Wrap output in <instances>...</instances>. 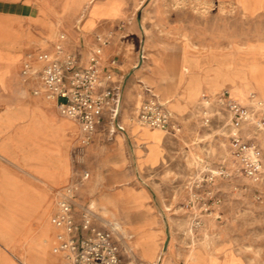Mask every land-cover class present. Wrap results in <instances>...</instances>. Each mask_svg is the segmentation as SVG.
Here are the masks:
<instances>
[{
  "label": "rangeland",
  "instance_id": "obj_1",
  "mask_svg": "<svg viewBox=\"0 0 264 264\" xmlns=\"http://www.w3.org/2000/svg\"><path fill=\"white\" fill-rule=\"evenodd\" d=\"M125 3L123 18L101 20L94 30L117 28L105 56L122 43L129 53L119 114L126 129L100 130L89 144L75 133L71 178L90 171L79 202L116 230L125 257L140 264H264V204L245 177L212 175L230 163L233 128L254 130L231 119L219 94L228 90L244 102L255 91L264 98V0ZM87 8L74 13L72 24L48 19L50 27L41 26L38 13L28 27L30 51L55 49L60 33L68 39L76 32ZM75 37V45L83 44ZM147 99L165 103L181 131L142 123L138 113ZM256 138L264 148V133ZM52 207L49 218L53 199Z\"/></svg>",
  "mask_w": 264,
  "mask_h": 264
},
{
  "label": "crops",
  "instance_id": "obj_2",
  "mask_svg": "<svg viewBox=\"0 0 264 264\" xmlns=\"http://www.w3.org/2000/svg\"><path fill=\"white\" fill-rule=\"evenodd\" d=\"M85 3L87 12L80 19L77 35L73 30L68 34L67 46L87 56L98 34L117 30L110 29L112 24L99 32L94 29L101 20L108 23L123 18L125 0H0V93L9 92L8 96L0 94V264H61V256L53 250L56 232L52 241L55 227L49 213L52 199L55 204L54 189L73 179L74 138L82 131L75 120L59 112L54 101L32 94L34 83L25 80L21 67L31 49L27 43L31 20L39 13L41 26L50 27L48 19L52 24L59 20L72 24L74 13ZM75 36L83 44L75 45ZM111 52L115 53L105 56V52V62L117 58L115 72L124 82L123 67L130 62L125 43L111 46ZM118 120L122 124L119 115ZM125 129L105 122L93 138L103 134L97 133L100 130L113 135Z\"/></svg>",
  "mask_w": 264,
  "mask_h": 264
},
{
  "label": "built area",
  "instance_id": "obj_3",
  "mask_svg": "<svg viewBox=\"0 0 264 264\" xmlns=\"http://www.w3.org/2000/svg\"><path fill=\"white\" fill-rule=\"evenodd\" d=\"M113 37V29L98 34L96 43L84 56L80 49L67 46V35L62 32L55 49L30 51L22 63L25 80L35 82L33 93L54 101L62 115L75 120L80 125L84 144L92 141L97 128L105 122L124 130L118 120L122 100V80L115 72L118 60L114 57L105 62L104 59ZM35 62L41 64L39 68ZM217 100L231 113V119L243 127L252 124L254 130L233 128L230 163L212 175L245 177L253 198L264 204V148L256 138L264 133V98L252 91L248 101L243 102L224 90ZM205 102L209 103L208 98ZM205 114L206 121H210ZM138 118L144 124L172 133L182 128L174 112L157 99L144 101ZM89 176L90 171L83 170L55 193L56 209L51 215L56 228L53 250L61 256V264H140L125 257L116 230L99 224L92 209L79 202V187ZM194 198L195 194L191 201Z\"/></svg>",
  "mask_w": 264,
  "mask_h": 264
},
{
  "label": "bare ground",
  "instance_id": "obj_4",
  "mask_svg": "<svg viewBox=\"0 0 264 264\" xmlns=\"http://www.w3.org/2000/svg\"><path fill=\"white\" fill-rule=\"evenodd\" d=\"M149 127H152V128H154V129L162 130V131H163V129H160V128H157V127H153V126H150V125H149Z\"/></svg>",
  "mask_w": 264,
  "mask_h": 264
},
{
  "label": "water",
  "instance_id": "obj_5",
  "mask_svg": "<svg viewBox=\"0 0 264 264\" xmlns=\"http://www.w3.org/2000/svg\"><path fill=\"white\" fill-rule=\"evenodd\" d=\"M168 240H166L164 247L167 248Z\"/></svg>",
  "mask_w": 264,
  "mask_h": 264
}]
</instances>
